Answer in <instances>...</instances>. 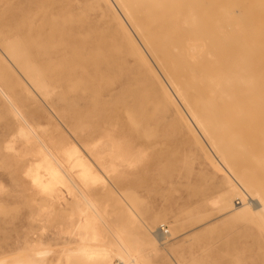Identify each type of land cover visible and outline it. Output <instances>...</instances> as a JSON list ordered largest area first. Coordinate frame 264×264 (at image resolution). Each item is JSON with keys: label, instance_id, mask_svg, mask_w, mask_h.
<instances>
[{"label": "rangeland", "instance_id": "1", "mask_svg": "<svg viewBox=\"0 0 264 264\" xmlns=\"http://www.w3.org/2000/svg\"><path fill=\"white\" fill-rule=\"evenodd\" d=\"M52 1L39 0L32 9L25 1L21 6L12 2L0 14L21 21V39L31 40L34 35L26 30L28 21H39L52 13ZM62 1L71 8L60 11L61 18H69L73 23L67 35L69 45L59 46L52 55L39 54L40 47L39 50L34 48L32 54V62L43 70L50 94L37 95V102L27 99L19 106L36 125H44L37 129L40 135L43 136L45 128L58 135L57 123L74 143L79 147L83 144L85 150L82 146L81 149L86 155L91 152L99 155L108 173L114 176L113 181L118 182L113 184L121 186H117L119 191L114 193L118 196L107 192L94 196L100 208L108 204L105 219L112 231L118 230L117 227L121 229L124 244L132 257L142 260L143 264H264V217L255 215L242 219L234 216L231 203L241 202L236 206L242 205L244 201L239 196L242 191L227 192L232 183L240 180L218 165L220 160L216 150L208 146L206 136L199 129L197 139L180 122L175 106L168 108L165 104V109H159L154 98L148 96L143 81L144 78L150 82L147 70L129 47L120 48L115 43L116 35L113 37L106 23L112 16L102 15L107 9L104 1L101 11L92 7L93 0ZM197 1L195 30L219 36L223 29H244L246 42L260 47L258 53L264 54V0ZM230 13L240 19V25L227 26ZM131 31L160 73L137 34ZM58 35L51 41H59ZM46 39L42 37L37 42L43 47ZM259 60L264 62V56ZM16 74L24 79L20 73ZM163 80L166 82L164 77ZM8 109L0 100V262H21V249L26 245L25 230L31 227L38 236L30 234V243L43 236V242L53 250L43 264H66L64 251L75 246L66 244L69 235L64 230L71 220L57 205L54 209L44 208L51 202L37 195L38 190L33 184V188H29L31 178L24 175L28 160L5 149L6 142L19 128ZM54 111L60 118L55 117ZM50 112L53 120L48 116ZM105 117L111 122L118 120L128 124L132 128L127 125L128 129L137 138L131 146L128 142L121 143L126 147L120 155L106 149L116 134L112 128L99 123ZM65 121H70L68 127ZM254 138L255 132L250 128L242 135L245 145L250 147L256 144H252ZM21 140L15 143L18 150L23 146ZM60 141L67 145L66 139ZM203 144L208 147L203 149ZM208 153L215 157L213 161L208 158ZM122 159L131 164L125 161L122 168H113V163ZM257 164L255 160L249 161V165ZM107 175L104 176L108 179ZM222 196H227V200L221 202ZM248 198L245 197V202ZM118 199L125 205L117 203ZM127 205L137 217L133 225L124 211ZM163 224L168 237L153 244L152 231ZM107 238L109 242L113 241V233H108ZM107 245L113 244L98 243L99 247ZM26 249L27 255L34 257L32 245Z\"/></svg>", "mask_w": 264, "mask_h": 264}, {"label": "bare ground", "instance_id": "2", "mask_svg": "<svg viewBox=\"0 0 264 264\" xmlns=\"http://www.w3.org/2000/svg\"><path fill=\"white\" fill-rule=\"evenodd\" d=\"M24 1L31 9L39 2L0 0V11L4 12L12 2L21 6ZM103 1L107 9L102 15L112 16L106 23L113 37L116 35L115 43L120 48L129 47L132 55L147 70L150 82L144 78L143 81L147 86L148 96L154 98L159 109H165V104L168 108L175 106L180 122L197 139L199 129L206 136L210 144L208 146L216 150L220 160L218 165L240 180L232 183L227 192L233 194L238 189L242 191L239 194L244 201L242 205L236 206L241 202L231 203L234 216L242 219L255 215L264 217V62L259 60L264 54L258 53L260 47L246 42L244 29H223L219 36L199 33L193 28L197 22V0H93L92 7L101 11ZM52 2V13H47L39 21H28L26 30L34 35L31 40L21 39V21H15L13 17L5 18L0 14V100L9 107L8 110L19 123L18 130L6 142L5 149L18 153L22 160H28L24 175L31 178L29 188L32 189L33 184L39 191L37 195L51 202L44 208L57 205L71 220L64 231L69 235L66 244L75 246L64 251L66 264H143L142 260L132 257L124 244L121 229L117 227L118 230L112 231L109 226L105 219L108 204L105 203L102 209L98 205V199L94 197L99 192L113 195L121 187L120 184H113L116 180L113 181L114 176L108 173L99 155L89 151L86 152L90 155H86L81 149L83 144L78 140L80 147L74 143L56 122V130L60 131L58 135V132L51 133L52 130L46 128L43 136L40 135L37 129L44 125H36L27 111L19 106L20 102L22 104L27 99L37 102V95L50 94L47 92L49 85L43 76V70L32 62L33 49L40 47L39 54L52 55L59 46L66 47L70 43L67 35L70 34L73 23L69 18H61L60 11H70L71 8L62 0ZM55 9L57 12H54ZM227 17V26L240 25V19L233 13ZM131 29L149 52L160 73ZM57 35L59 41H51ZM42 37L47 38L43 47L37 42ZM16 73H20L24 79ZM175 96L184 109L180 108ZM149 104L156 109L151 100ZM53 114L59 117L56 111ZM53 114H48L51 120ZM69 123L70 121L66 122L65 126L68 127ZM99 123L112 128L115 136L120 138L118 140L114 136L112 142L108 143L111 145L106 143V149L114 151L112 154L120 155L126 147L121 143L128 142L129 146L136 143L137 138L128 129L127 123L128 126L118 120L111 122L107 117ZM247 128L255 132L252 144H256L252 147L245 145L242 139ZM19 139H22V151L15 147ZM60 139H66L67 145H63ZM208 146L202 145L203 149ZM208 158L211 161L215 159L209 153ZM254 160L258 164L249 165V161ZM125 161L131 164L129 160L122 159L114 162L113 168H122ZM21 168L24 170L23 166ZM102 172L105 176L108 174V179L113 178L112 181L105 178ZM243 190L249 194V198ZM226 197L222 196L221 202L227 200ZM245 197L248 198L246 202ZM117 203L125 205L122 199H118ZM125 208L124 211L130 217L129 223L137 222L131 207L127 205ZM164 226L165 224L152 231L153 244L168 237ZM110 232L113 233L114 240L109 242L107 235ZM30 234L38 236L31 227L25 230L26 245L21 249V262L13 264H43L53 252L43 242V236L30 243ZM99 242L113 245L99 247ZM30 245L34 248V257L31 258L26 249Z\"/></svg>", "mask_w": 264, "mask_h": 264}, {"label": "built area", "instance_id": "3", "mask_svg": "<svg viewBox=\"0 0 264 264\" xmlns=\"http://www.w3.org/2000/svg\"><path fill=\"white\" fill-rule=\"evenodd\" d=\"M165 232L167 233V230H165Z\"/></svg>", "mask_w": 264, "mask_h": 264}]
</instances>
